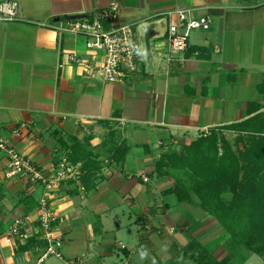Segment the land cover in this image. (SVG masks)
Returning a JSON list of instances; mask_svg holds the SVG:
<instances>
[{"label": "crops", "instance_id": "1", "mask_svg": "<svg viewBox=\"0 0 264 264\" xmlns=\"http://www.w3.org/2000/svg\"><path fill=\"white\" fill-rule=\"evenodd\" d=\"M16 1L17 20L0 14V134L10 138L26 124L31 135L13 143L45 178L63 159L80 177L52 194L64 245L62 256L42 259L46 243L34 236L45 187L8 179L0 153V231L19 218L32 235L13 245L0 240V264L249 262L256 254L230 247L212 215L166 194L173 181L158 174V163L180 143L264 112V0ZM112 3L120 13L103 21L105 29L132 25L138 45V69L123 83L104 80L105 54L89 50L84 36L55 28ZM179 8L213 24L172 57L169 26L177 19L167 13ZM77 143L87 157L74 163ZM123 146L124 159L115 161Z\"/></svg>", "mask_w": 264, "mask_h": 264}, {"label": "built area", "instance_id": "2", "mask_svg": "<svg viewBox=\"0 0 264 264\" xmlns=\"http://www.w3.org/2000/svg\"><path fill=\"white\" fill-rule=\"evenodd\" d=\"M20 4L16 0H6L0 4V14L3 21L18 19ZM120 13L117 3L100 9L91 19L65 20L59 27H55L61 34L73 33L82 35L87 40V48L92 51L103 52L105 61L101 73L106 82L123 83L130 79L138 69V45L136 32L132 25H122L106 30L103 21H116ZM169 18H176L169 26V41L171 56L177 57L188 49L191 34L196 30H208L213 20L209 16L198 17L189 8H179L167 13ZM72 60L80 64L81 61L73 55ZM26 131V124H21L14 130L10 138L0 134V153H6L8 165L6 177L8 179H25L34 184H42L46 194L39 202V218L36 230L37 241H44L46 248L42 259L49 256H62L64 245L63 235L58 230L59 216L52 206V194L63 183L78 179V167L67 159L59 162L52 177L45 178L39 167L13 143V139L22 138ZM31 135V133H30ZM145 181H148L144 177ZM1 197V194H0ZM28 223L24 219H15L5 232L0 231V240L9 245L15 242H27L31 237ZM175 229H170L174 233Z\"/></svg>", "mask_w": 264, "mask_h": 264}, {"label": "trees", "instance_id": "3", "mask_svg": "<svg viewBox=\"0 0 264 264\" xmlns=\"http://www.w3.org/2000/svg\"><path fill=\"white\" fill-rule=\"evenodd\" d=\"M260 89L264 92V85ZM231 126L253 135L244 163L229 144L220 154L216 148L218 139L214 138L217 153L210 156L203 140H198L193 143L200 151L194 171L183 166L179 167L180 173L175 172L177 167L171 168V156L165 154L158 163V174L173 181L166 194L180 203L198 204L220 223L230 247L264 259V112ZM83 147L81 143L73 147L72 162L86 159L82 156ZM122 150V158L115 156V161L124 159L128 147L123 146ZM204 262L227 264L207 256Z\"/></svg>", "mask_w": 264, "mask_h": 264}, {"label": "rangeland", "instance_id": "4", "mask_svg": "<svg viewBox=\"0 0 264 264\" xmlns=\"http://www.w3.org/2000/svg\"><path fill=\"white\" fill-rule=\"evenodd\" d=\"M241 131L242 130H240L239 127L236 126L220 127L200 134V136L192 142L180 143L176 148L167 153L171 156V168H173L174 166L177 167V169H175V172L177 171L178 173H180L179 167L183 166L187 167L186 169H188L189 171H194L193 168L195 167L196 157L199 155L198 152L200 151L198 150V148L193 146V143L198 140H203L202 144L207 147L210 156H215L217 151L218 153L223 154L224 146H226V144H229L233 151L236 153L237 157L241 160L242 163H244V153H246V151H248V149L250 148L253 135ZM214 138L218 139L216 147L217 151L213 145ZM246 264H264V259L260 256L255 255Z\"/></svg>", "mask_w": 264, "mask_h": 264}, {"label": "water", "instance_id": "5", "mask_svg": "<svg viewBox=\"0 0 264 264\" xmlns=\"http://www.w3.org/2000/svg\"><path fill=\"white\" fill-rule=\"evenodd\" d=\"M92 17L91 14H81V15H74L71 17H68L67 20H79V19H86ZM59 21V19H57Z\"/></svg>", "mask_w": 264, "mask_h": 264}]
</instances>
